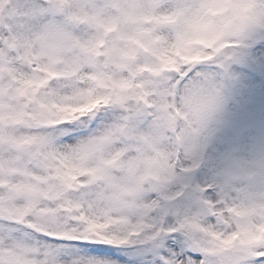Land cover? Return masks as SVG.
Returning a JSON list of instances; mask_svg holds the SVG:
<instances>
[{
	"label": "snow or ice",
	"instance_id": "snow-or-ice-1",
	"mask_svg": "<svg viewBox=\"0 0 264 264\" xmlns=\"http://www.w3.org/2000/svg\"><path fill=\"white\" fill-rule=\"evenodd\" d=\"M241 14L0 0V264H264V159L198 177Z\"/></svg>",
	"mask_w": 264,
	"mask_h": 264
},
{
	"label": "rangeland",
	"instance_id": "rangeland-1",
	"mask_svg": "<svg viewBox=\"0 0 264 264\" xmlns=\"http://www.w3.org/2000/svg\"><path fill=\"white\" fill-rule=\"evenodd\" d=\"M197 73L220 93L198 177L212 178L264 159V28L229 49L227 58L201 64ZM254 185L264 188V178L257 177Z\"/></svg>",
	"mask_w": 264,
	"mask_h": 264
},
{
	"label": "clouds",
	"instance_id": "clouds-1",
	"mask_svg": "<svg viewBox=\"0 0 264 264\" xmlns=\"http://www.w3.org/2000/svg\"><path fill=\"white\" fill-rule=\"evenodd\" d=\"M237 6L241 7L242 14L240 18L236 19V17H233V19H236V23L238 25L237 30L229 34L225 37H223L222 41L225 44L228 42L233 43H241L253 30L258 28H264V24L261 23L262 20H264V13L258 16L251 15L254 7L259 4L258 0H236ZM230 21H226L224 25H222V28H226L227 24H229ZM199 38L205 39L208 41H214L217 39V36L213 33H206L200 36ZM196 47L199 50L202 51H208V49H203L201 46L196 45ZM257 177H260L259 175H256L253 177L252 182L256 180Z\"/></svg>",
	"mask_w": 264,
	"mask_h": 264
},
{
	"label": "water",
	"instance_id": "water-1",
	"mask_svg": "<svg viewBox=\"0 0 264 264\" xmlns=\"http://www.w3.org/2000/svg\"><path fill=\"white\" fill-rule=\"evenodd\" d=\"M224 124L227 125V122H225Z\"/></svg>",
	"mask_w": 264,
	"mask_h": 264
}]
</instances>
